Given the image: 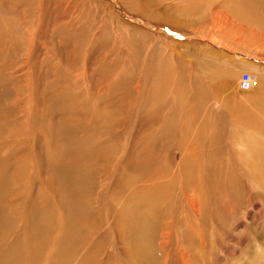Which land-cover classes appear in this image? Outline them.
<instances>
[{"label": "rangeland", "instance_id": "1", "mask_svg": "<svg viewBox=\"0 0 264 264\" xmlns=\"http://www.w3.org/2000/svg\"><path fill=\"white\" fill-rule=\"evenodd\" d=\"M247 1L0 0V182L12 180L13 234L43 207L55 235L81 212L90 249L74 264H264V3ZM244 71L251 90L238 86ZM68 91L87 105L60 108ZM199 117L214 131L197 137ZM77 143L82 161L68 151ZM142 188L158 195L150 210ZM18 205L35 209L20 216ZM143 207L149 252L133 221Z\"/></svg>", "mask_w": 264, "mask_h": 264}, {"label": "bare ground", "instance_id": "2", "mask_svg": "<svg viewBox=\"0 0 264 264\" xmlns=\"http://www.w3.org/2000/svg\"><path fill=\"white\" fill-rule=\"evenodd\" d=\"M260 2V4L264 3V0H258V3ZM243 3L245 4H249V1L247 0H243ZM224 28V27H223ZM226 28V27H225ZM235 30V29H234ZM236 31V30H235ZM225 32V31H224ZM233 32V31H232ZM231 32V33H232ZM239 33V32H238ZM85 34V33H84ZM234 34V33H232ZM228 35V34H227ZM240 35V34H239ZM82 36V35H81ZM232 38H235L234 35ZM236 39V38H235ZM238 40V39H237ZM26 65V64H25ZM247 72V71H246ZM249 73V72H248ZM250 74V73H249ZM241 75V74H240ZM251 76V75H250ZM251 79H252V82L254 83V85L257 83L258 84V81L255 82L254 78L251 76ZM111 82V81H110ZM115 83V82H114ZM128 83V82H127ZM264 84V82H263ZM254 85L248 89V90H251ZM119 86V85H117ZM116 86V87H117ZM124 86V85H123ZM127 86V84L125 85ZM115 87V86H114ZM113 87V88H114ZM115 87V88H116ZM136 87V86H135ZM114 88V89H115ZM119 89V87H117ZM116 88V89H117ZM240 88V87H239ZM31 89V88H29ZM127 89H129L127 87ZM135 89L134 87L132 88V90ZM241 89V88H240ZM137 90V89H136ZM243 90V89H242ZM75 92V91H74ZM111 92V91H110ZM63 94V93H62ZM60 94V96L62 95ZM76 95H72L71 94V91H68V92H65L63 94V97L62 99H59V107L64 109V106H66L67 110H70V109H75L78 107L79 104H86L87 101H83L81 99V95H79L78 93H75ZM30 99V98H29ZM85 100V99H84ZM87 105V104H86ZM95 105L92 106V110L93 111V108H94ZM90 107V106H89ZM198 109V108H197ZM84 110V109H83ZM97 110V109H95ZM94 110V111H95ZM150 113V111H149ZM94 114V113H93ZM96 114V112H95ZM151 114V113H150ZM198 114L197 111H194L193 112V117H196V115ZM200 115V114H198ZM95 118V117H94ZM97 118V117H96ZM197 118V117H196ZM195 118V119H196ZM200 118V117H199ZM149 119V118H148ZM93 120V119H92ZM2 121V120H1ZM195 121V120H194ZM19 122V120H18ZM197 122L199 123V131L197 132V137L202 135L201 132H204L203 135H206V133H210L209 129L211 131H214V128L213 127V123L211 124L210 122L207 121L206 117L205 119L204 118H200V120H197ZM93 123V122H92ZM8 125V124H7ZM161 125V124H160ZM216 125V124H215ZM6 126V125H5ZM11 126V125H10ZM218 126V125H217ZM8 127V126H7ZM14 129V133L15 134H19L20 132V128H16V127H13ZM218 129V127H217ZM221 129L223 130V127H221ZM220 129V130H221ZM6 130V129H5ZM164 134V133H163ZM212 136H210V139L211 140V144L212 145H217L220 143V140H221V134H219L217 132V134H214L211 133ZM168 135V134H167ZM216 135H219L216 137ZM209 137V136H208ZM203 138V137H202ZM81 141V140H80ZM72 142V141H71ZM76 142V141H75ZM78 142V140H77ZM85 142V141H84ZM74 143V142H72ZM70 143V144H72ZM76 144V143H75ZM74 144V145H75ZM81 145V144H80ZM77 145L72 147L71 149H68L69 153L73 154L76 156V158L80 159L79 161H82L81 158L85 157L86 154H88L87 149H83L82 146ZM83 145V144H82ZM68 148V146H66ZM98 147V146H97ZM216 148V147H215ZM146 149V148H145ZM214 149V148H213ZM221 150V149H220ZM12 151V150H11ZM66 151V150H65ZM5 153V151L3 152ZM2 153V154H3ZM67 153V152H66ZM210 154V153H209ZM1 156V155H0ZM209 158V156L207 157ZM142 159V157H141ZM79 161H77V164H76V167L80 166L79 164ZM58 160L54 158V165L57 164ZM59 163V162H58ZM206 164V163H205ZM148 165V164H147ZM204 165V164H203ZM208 165V164H207ZM213 165V164H211ZM17 166V165H16ZM57 166V165H56ZM2 167V166H0ZM208 167V166H207ZM6 168V167H4ZM80 168V167H79ZM211 168V167H210ZM206 169V168H205ZM3 170V169H2ZM16 170V169H15ZM78 170V168H77ZM80 170V169H79ZM17 171V170H16ZM19 171V170H18ZM81 172V171H80ZM80 172L79 173H75L74 174V179H71L74 183V185H76L79 181H80ZM187 172V171H186ZM210 172V171H209ZM21 173V172H20ZM218 173V172H217ZM201 174V173H199ZM207 174V173H206ZM17 175L18 172H17ZM83 175V174H82ZM13 176V175H12ZM12 176L9 175V177L12 178ZM15 176V175H14ZM73 176V175H72ZM210 176V175H209ZM208 176V177H209ZM216 176V175H215ZM218 176V175H217ZM19 177V176H17ZM0 178H1V174H0ZM202 178V177H201ZM216 178V177H215ZM69 181V179H67ZM208 180V178H207ZM197 181V180H196ZM6 182V180H3L0 182V264H40L41 260H42V257L43 255L45 256L44 259H46V262L45 264H74V259H75V254H79V249L81 248V250H88L90 249L89 247V243L86 241V243H80V241L82 239V236L83 235V229L82 226L79 224V221L81 220V217H79L80 213L78 212L77 215L73 216V214L69 215H66L64 217V221H65V224H66V232L64 233H58V234H53V229L50 228L49 225H53L52 223H48V221L50 220V222H53L51 220V217L52 215H48V211L44 210L43 207H41L39 210H38V216L34 217L33 219L30 220V218H28V220H26V223L22 224V227L18 228V233H16V236L15 238H21L19 240H15L12 242V244H10L11 242H9L8 244L10 245H6V241L7 239L11 236H13V228L12 226H10L8 228V226L6 225V223H10V221H8V215L11 213V210L13 208L9 207H5L4 206V202L8 200L9 197V194L8 192L11 191V188H10V184L12 182H9L8 185L6 186H3V184ZM72 183V184H73ZM213 182H211L212 184ZM220 183V182H219ZM226 183V182H225ZM70 184V183H69ZM231 184V183H230ZM71 185V184H70ZM210 185V184H209ZM208 185V187H210ZM87 186V185H85ZM80 187V186H79ZM79 187H77L79 189ZM76 188V189H77ZM13 191V190H12ZM79 191V190H78ZM14 192V196L12 197H15L16 196V191H13ZM142 192L144 193L141 201L143 200L142 203L143 206L146 204V207L147 209H151L150 206H148V204L151 203V201H155L156 198H158V195L157 196H154V195H151L149 194V190H144L142 188ZM12 193V192H11ZM156 193V192H155ZM3 195H6L5 197H3ZM13 199V198H12ZM17 199V198H16ZM15 199V201H16ZM150 200V201H149ZM10 201V200H8ZM13 201V200H12ZM190 202H192V204H196V199L194 196L191 197V199H189ZM156 203V202H155ZM17 204V203H16ZM23 205V203H22ZM22 205H18L14 210H19L18 211V215H22L20 214V212L22 213H25L27 212V210L31 211L32 209H35L33 208V206H31L30 209H24L22 208L23 206ZM27 205L29 206L30 204L27 203ZM85 205V204H84ZM152 205V204H151ZM156 205V204H155ZM153 206V205H152ZM195 207V206H194ZM137 208V207H136ZM71 209V208H70ZM75 209V208H74ZM154 209V208H153ZM193 209V208H191ZM139 210V209H138ZM142 210V209H141ZM194 210V209H193ZM147 210L144 211V207H143V211H140V212H145L146 215L144 218L140 217L139 220H137L136 218L133 219V221H138L140 224H138V240H139V248H141L142 252H149L147 251L148 249H151L150 246H148V243L152 241V238H153V235L151 236L150 234V229H151V226H150V220L152 218H150V216H153V215H150V213L148 214L146 212ZM89 212V211H88ZM125 212V211H124ZM144 213V214H145ZM17 214V213H16ZM28 214V213H27ZM76 214V213H75ZM88 214V213H87ZM15 215V214H14ZM13 215V216H14ZM17 215V218H19V216ZM29 216H31V212H29L28 214ZM90 215V214H89ZM88 215V216H89ZM140 215L142 216V214L140 213ZM139 215V216H140ZM85 216V214H84ZM87 216V217H88ZM10 217V216H9ZM16 216H14L15 218ZM79 217V219H78ZM92 217V216H90ZM16 218V219H17ZM83 220V219H82ZM85 220V219H84ZM86 221V220H85ZM23 222V221H22ZM89 222V221H88ZM90 223H91V220H90ZM89 224V223H87ZM152 224V223H151ZM158 224V223H157ZM156 224V226H157ZM13 225V224H12ZM153 225V224H152ZM19 226V225H18ZM16 227V225H15ZM8 228V229H7ZM17 228V227H16ZM158 228V227H157ZM82 232H81V231ZM5 231H8L10 232L11 234H7L5 233ZM16 231V230H15ZM71 231H74L75 233H78L79 235H74V233H72ZM154 234V232H153ZM155 235V234H154ZM84 237V236H83ZM86 237V236H85ZM89 241V240H88ZM146 241V242H145ZM53 242V243H52ZM14 243V244H13ZM53 244V246H55V252L52 254L51 252L47 253V249L50 248V246ZM82 244L84 246V244H88V246L86 245L83 249H82ZM6 245V246H5ZM96 246V245H95ZM93 247V246H92ZM147 247V248H145ZM86 252V251H85ZM84 251H81L80 254H84L85 253ZM80 256V255H79ZM78 256V257H79ZM93 257V256H92ZM95 258V257H94ZM77 259V258H76ZM79 259V258H78ZM96 262L92 261L93 264H99V262H97L98 260H95ZM76 262V261H75ZM90 260L88 261H85V263L83 264H90ZM78 263V262H77ZM92 264V263H91Z\"/></svg>", "mask_w": 264, "mask_h": 264}, {"label": "built area", "instance_id": "3", "mask_svg": "<svg viewBox=\"0 0 264 264\" xmlns=\"http://www.w3.org/2000/svg\"><path fill=\"white\" fill-rule=\"evenodd\" d=\"M254 83L252 82L251 76L248 72L244 71L239 77L238 86L243 90L250 89Z\"/></svg>", "mask_w": 264, "mask_h": 264}]
</instances>
